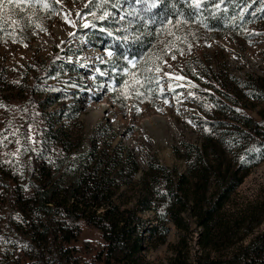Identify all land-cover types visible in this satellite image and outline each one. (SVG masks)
<instances>
[{"label": "trees", "instance_id": "1", "mask_svg": "<svg viewBox=\"0 0 264 264\" xmlns=\"http://www.w3.org/2000/svg\"><path fill=\"white\" fill-rule=\"evenodd\" d=\"M152 1L86 3V10L97 16L109 13L104 20L93 17L96 25L86 40L113 53L101 63L98 81L109 76L114 83L111 98L120 110L130 99L147 100L150 90L166 96L160 92L158 66L153 62L167 34L199 27L231 35L264 17V0H225L220 10L206 0L198 13L190 0H158L157 9L146 10V15L136 6ZM60 11L59 0H33L23 11L13 7L12 20L18 21L13 25L6 19V6L0 36L21 38L28 24H45ZM71 58L62 49L45 70L47 81L55 68L58 72L59 85L49 88L51 103L70 87L81 85L64 76L65 70H75ZM189 77L188 88H193L195 77ZM195 87L211 109L221 103L233 112L232 117L212 111L198 119L203 142L183 144L184 173L150 161L137 182L141 167L130 147L118 141L109 151L111 142L106 139L100 148L101 132L111 139L117 131L108 123L95 126L82 147L63 128H54L52 115L41 111V100L25 109L17 96L19 107L0 125V264H146L147 249L165 244L172 227L180 238L171 245L172 256L165 264H264V227L246 243L240 237L239 244L231 247L229 241L239 233L244 216L254 215L256 206L264 216V193L258 204L244 211L229 209L235 190L252 168L264 162V108L254 117L245 102L250 96L264 101V77L252 75L231 89L212 74L204 86ZM191 219L200 247L194 256L187 239ZM257 223L264 225V217ZM86 228L97 230L101 239L84 240ZM220 247L227 252L212 256Z\"/></svg>", "mask_w": 264, "mask_h": 264}, {"label": "rangeland", "instance_id": "2", "mask_svg": "<svg viewBox=\"0 0 264 264\" xmlns=\"http://www.w3.org/2000/svg\"><path fill=\"white\" fill-rule=\"evenodd\" d=\"M87 1L59 0L61 11L48 18L45 24H28L21 38L0 36V99L3 100L0 101V125L19 107L17 96L25 109L32 103L38 105L41 100V111L52 115L54 128H63L76 143L82 142V147L99 124L104 126V123H108L117 130L111 139L107 138L106 131L101 132L100 148L106 139L111 142L109 151L118 141L130 147L141 167V172L136 174V182L150 161L184 173L187 163L181 152L183 144L203 142V130L198 119L211 116L212 111L217 115H233L221 103L214 110L211 109L207 98L196 92L199 88L195 86L198 83L204 86L212 74L222 77L225 85L231 89L238 88L240 80L252 75L264 77V17L256 19L242 33L231 35L209 32L199 27L171 30L173 32L161 41L153 62L159 68L156 74L160 81V92L166 93V96L162 97L158 93L155 95L150 90L147 100L130 99L127 107L120 110L111 98L114 83H111L109 76L101 77V81H98L101 63L111 59L113 53L103 48H94L86 40L88 31L96 25L91 12L86 10ZM152 4L153 1L136 3V6L146 15L147 11L157 9ZM65 16L73 21L75 27L65 21ZM27 18L31 19L30 15ZM85 21L89 22V27H84ZM62 49L72 54L71 64L75 67L74 71L65 70L64 76L81 85L70 87L69 92L63 94L59 101L51 103L48 97L53 94L49 88L59 85L58 72L55 68L51 72L55 75L47 81L44 78L47 75L45 70L52 66L53 57ZM109 52L112 55H108ZM173 55L175 59H172ZM189 75L195 77L193 88H188ZM46 81L48 88L43 84ZM187 89H192L190 92L196 95V99L188 95ZM245 102L250 115L254 117L264 108L262 99L250 96ZM1 107L7 111L4 112ZM154 116L163 117L164 120L146 124ZM263 193L264 162L252 168L235 190L231 197L230 211H244L258 204L256 202ZM258 206L252 217L244 216L239 222V233L233 234L229 240L233 242L231 247L239 244L240 237L242 243H246L263 230L264 225L257 223L259 218L264 217ZM146 216L149 217V214ZM190 227L188 250L194 256L200 247L197 226L192 219ZM83 238L97 242L101 236L97 230L86 228ZM179 238L180 232L172 227L165 244L147 249L146 264H165L172 256L171 245ZM226 252L225 247H220L211 255L218 256Z\"/></svg>", "mask_w": 264, "mask_h": 264}, {"label": "snow or ice", "instance_id": "3", "mask_svg": "<svg viewBox=\"0 0 264 264\" xmlns=\"http://www.w3.org/2000/svg\"><path fill=\"white\" fill-rule=\"evenodd\" d=\"M35 2L36 3H40L41 0H35ZM157 2H158V0H153V4L151 6L154 7ZM205 2H206V0H190V6L198 13L199 10L201 9L202 5L205 4ZM207 2L211 4L213 9L220 10L221 9V5H223L225 3V0H218V2H214V0H207ZM32 4H33V0H0V18H5V9H6V6H7L6 19L11 24L14 25V24L18 23V21L12 20L13 7L21 9V11H23V8H24L25 5H32ZM44 6L47 7V4H45ZM223 11L226 12V11H228V9L224 8ZM90 14L94 18H97L99 20H104L109 15V13L107 11H104L103 14H101L99 16H97L96 13H90ZM64 19H65V21L67 23H69L73 27H75V24L73 23V21L69 20L67 16H65ZM233 19H235V17H233ZM93 26H95V25H93ZM84 27H89V22L88 21H85ZM0 30H2V28H0ZM69 34L71 35V33H69ZM109 34L111 35V33H109ZM125 39H127V37H125ZM189 47H191V45H189ZM108 55H112V53L109 52ZM175 58H176L175 55H173L172 59H175ZM156 71H159V68H157ZM166 75H167V73H166ZM133 76L135 77V74H133ZM178 78L182 79V77H178ZM135 83L139 84L140 81L139 80H135ZM137 95H143V93H140L139 91H137ZM189 95H192V94L189 93ZM165 103H167V101H165ZM205 131H207V129H205ZM29 139H30V137H29ZM16 143L19 144L20 143L19 140H17ZM17 152H19V149H17Z\"/></svg>", "mask_w": 264, "mask_h": 264}, {"label": "bare ground", "instance_id": "4", "mask_svg": "<svg viewBox=\"0 0 264 264\" xmlns=\"http://www.w3.org/2000/svg\"><path fill=\"white\" fill-rule=\"evenodd\" d=\"M156 120H161V121H163L164 120V118L163 117H160V116H154V117H152L146 124H151L153 121H156Z\"/></svg>", "mask_w": 264, "mask_h": 264}]
</instances>
